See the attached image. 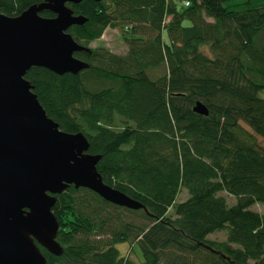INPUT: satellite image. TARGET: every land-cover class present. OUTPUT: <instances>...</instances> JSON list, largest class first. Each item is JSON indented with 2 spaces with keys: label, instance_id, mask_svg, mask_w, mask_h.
Returning <instances> with one entry per match:
<instances>
[{
  "label": "trees",
  "instance_id": "obj_1",
  "mask_svg": "<svg viewBox=\"0 0 264 264\" xmlns=\"http://www.w3.org/2000/svg\"><path fill=\"white\" fill-rule=\"evenodd\" d=\"M40 1L0 0V13L16 16ZM183 1L68 3L88 18L67 31L86 48L74 55L89 67L26 71L46 114L82 132L88 152L100 155L104 183L144 206L68 186L52 207L61 253L38 244L47 264H132L116 247L125 242L138 245L143 264H264V213L250 209L264 204V147L240 124L264 136V5ZM107 26L121 29L123 55L89 46ZM196 101L208 115L192 111ZM181 188L188 197L176 201ZM219 230L225 240L207 237Z\"/></svg>",
  "mask_w": 264,
  "mask_h": 264
},
{
  "label": "water",
  "instance_id": "obj_2",
  "mask_svg": "<svg viewBox=\"0 0 264 264\" xmlns=\"http://www.w3.org/2000/svg\"><path fill=\"white\" fill-rule=\"evenodd\" d=\"M81 1L42 0L16 16L0 13V264H47L38 244L61 253L52 207L55 195L70 185L115 205L144 208L104 183L96 168L100 155L88 152L86 136L60 129L24 77L33 66L58 75L89 67L74 55L86 48L67 31L88 19L67 5ZM43 10L54 16H42ZM192 111L208 115L201 101Z\"/></svg>",
  "mask_w": 264,
  "mask_h": 264
},
{
  "label": "rangeland",
  "instance_id": "obj_3",
  "mask_svg": "<svg viewBox=\"0 0 264 264\" xmlns=\"http://www.w3.org/2000/svg\"><path fill=\"white\" fill-rule=\"evenodd\" d=\"M256 6L264 5V0H254L253 1ZM209 20H211L209 18ZM163 37L165 40H167V35L164 32ZM89 46L91 47H104L107 48L110 52L121 54L123 55L126 52V44L124 43L122 37H121V29L119 27L112 28V27H105L104 31L100 38L97 40H94L89 43ZM203 53L205 55L211 56V52L209 50V47L207 45H204L202 47ZM163 68L156 69L154 72L150 71V74L154 77L156 73L162 72ZM108 83H104V85H107ZM92 86V84H91ZM259 96L264 98V89H262L259 93ZM241 126L246 129L249 133H251L254 138L256 139V142L264 147V136H260L253 132V130L243 121H240ZM219 195H222L227 203L229 205H232L235 202V197L227 193L226 191H221L218 193ZM188 197V194L184 188H181L176 201H183ZM250 209L264 213V204L262 203H255L252 206H250ZM132 218L135 220H138V216L132 215ZM209 239L217 240V241H223L226 238V232L224 230L215 231L213 233L208 234L207 236ZM233 246V245H232ZM118 250L120 251L121 255L127 257L132 264H143L142 263V256L140 253V250L138 248V245L136 243H119L116 245Z\"/></svg>",
  "mask_w": 264,
  "mask_h": 264
},
{
  "label": "built area",
  "instance_id": "obj_4",
  "mask_svg": "<svg viewBox=\"0 0 264 264\" xmlns=\"http://www.w3.org/2000/svg\"><path fill=\"white\" fill-rule=\"evenodd\" d=\"M183 3H184L185 5H188V4H189V1H188V0H184Z\"/></svg>",
  "mask_w": 264,
  "mask_h": 264
}]
</instances>
